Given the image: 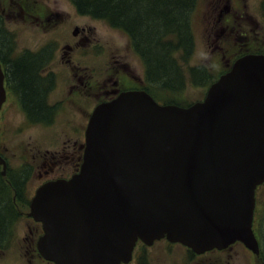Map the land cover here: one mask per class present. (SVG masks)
<instances>
[{"label": "water", "instance_id": "1", "mask_svg": "<svg viewBox=\"0 0 264 264\" xmlns=\"http://www.w3.org/2000/svg\"><path fill=\"white\" fill-rule=\"evenodd\" d=\"M0 68V106L4 101ZM264 180V55L248 53L188 106L120 92L93 109L83 162L40 185L30 214L54 264H122L137 239L196 252L254 245V189Z\"/></svg>", "mask_w": 264, "mask_h": 264}, {"label": "rangeland", "instance_id": "2", "mask_svg": "<svg viewBox=\"0 0 264 264\" xmlns=\"http://www.w3.org/2000/svg\"><path fill=\"white\" fill-rule=\"evenodd\" d=\"M14 1L0 0V5L4 4L3 9H5L4 13L0 11V27L4 24L6 30L11 34V36H4V40L13 38V43H5L6 50H3L5 49L3 47L4 41L0 38V52H6V58L10 59L12 57V62L18 57L19 52H23V50L33 51L42 47L48 42L49 37L51 39L58 37L61 41L69 39L73 27L78 26L79 28L85 27L86 33L101 45L96 51L88 53L83 64L72 61L69 63L70 66L79 65L83 67L85 73L94 68V74L89 77L87 83V85H90L89 89L92 94L97 95L100 93L103 86L109 88L112 80L117 79V76H119L117 70L119 73L128 76L131 74L142 76L143 63L139 55L132 51L126 33L120 28L109 25L103 19L90 15L75 14L76 12L69 0H28L32 4L41 5V11L37 19L28 20L14 14ZM51 8L60 11L61 14L59 18L53 17L52 21H49L50 16L47 15ZM8 9L11 10L6 14ZM190 11L193 45L185 59H178L179 65L184 71L183 84L176 89H165L154 81L156 79H152V83H148L149 92L160 103L185 106L202 100L209 85L231 68V61L236 58V55L246 50H250L247 53L264 55V0H198L195 7L192 6ZM2 16L6 18H3L4 21ZM44 16L47 17L43 19ZM37 20L40 22L38 23ZM160 51L159 48L155 51L158 58H160L158 55ZM58 54L57 47H54L45 62L40 63L38 67L32 65L37 68L38 76H42L43 80L44 69L52 68L57 71L62 68L63 65ZM155 57H152L153 60H156ZM69 65L68 71L64 75L59 71V75L53 74L51 76V83L48 80H46L47 82L43 81L47 84V90L44 94V96L47 94L46 101L55 105L48 121L50 123L47 126H45L44 120L40 123L35 122V120H28L24 113V107L18 103L4 106L8 109V112L4 120L0 119V133L1 135L5 134L0 153L11 167L14 166L12 170L17 174L27 168L24 166L25 162H31L30 175L33 177L37 168H44V166H39L42 160L49 155L53 153L60 155L62 153L59 162L63 164L62 155L65 153L76 154L74 149L82 141L80 134L82 124L77 123L74 112L80 113V111L57 103L60 99H64L65 102L70 98V96L66 98L68 89L66 86L70 78ZM32 66L29 68L31 78L34 77L31 70ZM192 68H195L198 72V75L195 72L196 77L191 72ZM81 70L83 69L81 68ZM201 71L202 73H200ZM200 74L202 75L200 76ZM8 75L10 81V73ZM112 75L114 76L111 78ZM161 79H163V76H161ZM26 83V86H29V96L31 95L32 100H37L39 92L37 89L41 88V83H37L35 80ZM33 88L37 94L31 92ZM81 89L84 92L86 88L83 86ZM94 97L84 99L86 100L87 106L85 108L87 110H90L93 106ZM86 120L87 117L83 122H86ZM72 126L75 128L72 129ZM64 168H68L66 163H64ZM56 172H58V169ZM30 185L27 184L25 188L28 190V198L33 190V185ZM28 202L29 199L19 203L24 216L27 212H30ZM34 224L29 216L24 220L20 219V222H18V226L20 225L22 231L25 225L33 229ZM170 250L164 251L161 243H157L152 249L139 251V260L142 262L141 264H174L175 260L181 258L183 251L173 248ZM235 250H237V255H234L231 259L232 264H247L250 261L249 254L244 252L242 248L236 246ZM24 255L25 264H46L41 257L37 258L32 252H25ZM213 256L201 257L199 262L205 264L204 261L213 260ZM5 261L8 260L5 259Z\"/></svg>", "mask_w": 264, "mask_h": 264}, {"label": "flooded vegetation", "instance_id": "3", "mask_svg": "<svg viewBox=\"0 0 264 264\" xmlns=\"http://www.w3.org/2000/svg\"><path fill=\"white\" fill-rule=\"evenodd\" d=\"M69 2L76 12L75 14L81 16L87 15L78 11L71 0H69ZM3 5L4 4L0 5L1 13H4L5 11V9H3ZM10 10L11 9H8L6 14H8ZM13 10L14 14H17L19 17H23L28 20H36L40 14L41 5L32 4L28 0H15L13 3ZM60 14V11L51 8L47 16H50L49 21H52L53 17L57 19L60 17ZM47 16H44L43 19H45ZM3 18L6 19L5 16H2V19ZM37 22L39 23L40 21L37 20ZM0 33V38L4 41V48L5 43H13V38L4 40V36H11V34L6 30L4 24H2L0 27ZM128 42L130 44L129 37ZM54 47H57L59 53L58 57L60 58L61 64L63 66L57 71L53 70L52 68L44 69L43 80L42 76H38L39 72L37 71V68H34L32 65L34 64V66L38 67L40 63L45 62L48 59V54ZM99 47H101L100 43H97L96 39L92 38L86 33L85 27L79 28L78 26H74L69 39L61 41V39L58 37L56 39H51L49 37L48 42L42 47L33 51L23 50V52H19V54H17L18 57L16 56L17 58L14 59L13 62L12 57L10 59L6 58V52H0V66L3 71V84L5 89V99L0 107V119L4 120L7 116L8 109H6V107L4 108L6 104L15 105L18 103L24 107V113L26 114V118L28 120H35V122L38 123L44 120V124L47 126L50 123L48 121L52 115L53 106L55 105L52 103H47V94L44 96L45 90H47V84H45L43 81L48 80V82L51 83V76L53 74L59 75V71H61V74L64 75L68 71V65L70 61L83 64L85 57L88 56V53H92L94 50L96 51V49ZM3 50H6V48ZM248 51L250 50H246L245 52L247 53ZM23 62H30L32 66L31 70L34 73L33 75L35 82L41 83V88L37 89L39 91L38 99L35 101L30 97L31 95L29 96L28 91L25 93L22 92L21 88L14 80L16 76L15 73L21 72L20 70H17V68ZM142 63L144 66V71L141 77L134 74H131L130 76L121 74L117 70V75H119L117 76V79L114 78L112 80L109 88L108 86H103L102 90L97 95L94 93L92 94L91 90L89 89L90 85H87L89 77L94 74V68H92L90 72L85 73V69L83 67L79 65H69L70 78L66 86L68 88L66 98H69V96L70 98L65 100V102L63 101L64 99H60L57 101V103L73 107V109L80 111V113L74 112V115L76 116L77 123L79 125L82 124L80 129L82 141L80 144H78L77 148L74 149L76 154L65 153L62 155L64 163H66L68 168H64V163L60 164L59 162L62 153L60 155L53 153L42 160L39 167L44 166V168H37L33 177L30 175L32 170L31 162H25L24 166L27 168H24L21 173L17 174L12 170L14 166L11 167L7 160L0 153V264H25V252H32L37 258L41 257V259H43L46 264H54L43 258L37 249L38 238L43 233L41 222L37 221L29 212H27L26 216H24L19 203L29 199L28 204H30L36 189L43 183L55 179H67L78 171L83 161L86 126L89 117L97 104L103 101H108L117 96L120 92L126 90H144L149 92L148 83L150 82L146 75L144 62L142 61ZM81 68L83 70H81ZM7 71L10 73V81ZM113 76L114 75H112L111 78ZM83 86L86 88L84 92H82L83 90L81 89ZM31 92L37 94L34 92V88L31 90ZM150 94L155 98L152 93ZM88 96H95L94 104L91 106L90 110L85 108V106H87L86 98H90ZM86 117L87 123L83 122ZM74 128L75 127L72 126V129ZM4 135L5 134L1 135L0 133V147L5 140V138H3ZM57 169L58 172H56ZM27 184H31L30 186L33 185V190L29 198L27 196L28 190L25 189ZM254 200L255 205L251 220V229L254 236V241L252 243H254V245H247L245 244V241L236 239L222 248L213 247L203 252H196L186 245H183L179 242H171L165 237H162L159 240L153 241L152 244L149 245H145L141 241L136 242V245L132 251L131 260L125 264H141L142 262L139 260V251L143 252V250L152 249L157 243H161L162 247H164V251H171V248L183 251L179 260H175L174 262V260L171 259L174 264H202L199 262L201 257L208 255H214L213 260H205V264H232L231 259H233L234 255H237V250L234 251L236 246L237 248H242L244 252L249 254L250 261L247 264H264V181L256 185L254 189ZM27 216H29L30 219L35 223V228L33 227V229H31L28 227V225H25L22 231V229H20V225L18 226V222H20V219H26ZM5 259L8 261H5Z\"/></svg>", "mask_w": 264, "mask_h": 264}, {"label": "trees", "instance_id": "4", "mask_svg": "<svg viewBox=\"0 0 264 264\" xmlns=\"http://www.w3.org/2000/svg\"><path fill=\"white\" fill-rule=\"evenodd\" d=\"M71 1L81 13L103 19L126 33L131 48L144 62L149 82L152 83V79H156L154 81L165 89H176L183 84L184 71L178 59H185L192 48L190 10L198 0ZM157 48L161 50L158 54L160 58L155 53ZM154 56L156 60H153ZM29 68L30 62H23L17 68L22 72L15 73L14 80L24 93L29 91L26 82L34 81V77L29 75ZM194 70L195 68H192L191 72L196 77L197 70ZM196 73L198 75V72Z\"/></svg>", "mask_w": 264, "mask_h": 264}]
</instances>
